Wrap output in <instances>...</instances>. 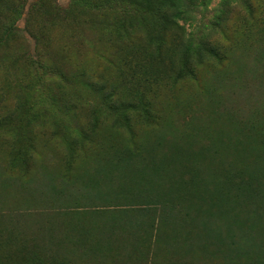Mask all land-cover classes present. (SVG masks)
I'll use <instances>...</instances> for the list:
<instances>
[{
	"label": "rangeland",
	"instance_id": "obj_1",
	"mask_svg": "<svg viewBox=\"0 0 264 264\" xmlns=\"http://www.w3.org/2000/svg\"><path fill=\"white\" fill-rule=\"evenodd\" d=\"M225 1L0 0V264H264V0Z\"/></svg>",
	"mask_w": 264,
	"mask_h": 264
},
{
	"label": "trees",
	"instance_id": "obj_2",
	"mask_svg": "<svg viewBox=\"0 0 264 264\" xmlns=\"http://www.w3.org/2000/svg\"><path fill=\"white\" fill-rule=\"evenodd\" d=\"M164 6L167 8L169 19L171 23L175 26H177L178 21H183L186 23L190 20L189 14L192 11V9L196 6V3L200 0H164ZM238 2H242L243 6H245L250 14H254L256 10V6L251 4V0H237ZM229 2L231 0H226L225 5H221V7H225L228 9ZM202 3V2H201ZM203 5V4H202ZM199 13V12H198ZM176 38L179 40V47L182 48V54L184 57L188 58L187 62L189 61L190 57H192L195 52L201 49H206L213 57H219L218 52L213 47L212 43L207 40V38H201L197 37L196 35L192 34V32L187 33L185 28H180V32L177 34ZM91 87H94L95 90L100 92L102 96L110 101L113 98L116 97L115 88H110V85L108 83H102V84H93L90 85ZM111 104V102H110ZM115 106H112L116 109H129L133 108L134 104L130 102H124V101H117L114 103Z\"/></svg>",
	"mask_w": 264,
	"mask_h": 264
}]
</instances>
